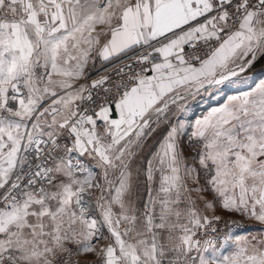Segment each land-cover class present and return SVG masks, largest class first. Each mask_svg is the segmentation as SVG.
<instances>
[{
    "label": "snow or ice",
    "instance_id": "1",
    "mask_svg": "<svg viewBox=\"0 0 264 264\" xmlns=\"http://www.w3.org/2000/svg\"><path fill=\"white\" fill-rule=\"evenodd\" d=\"M257 65L264 0H0V264H264Z\"/></svg>",
    "mask_w": 264,
    "mask_h": 264
},
{
    "label": "rangeland",
    "instance_id": "2",
    "mask_svg": "<svg viewBox=\"0 0 264 264\" xmlns=\"http://www.w3.org/2000/svg\"><path fill=\"white\" fill-rule=\"evenodd\" d=\"M264 79V68H261L259 65H257V68L253 70L252 73L248 74V82L251 83L254 80ZM246 87V86H243ZM210 106H215V101H204L202 102L198 107L195 108L193 116H200L203 114V112ZM227 220L228 217H225ZM221 229H224V225L221 224ZM259 225H256L252 222H244L243 227L241 229H234L235 231H255Z\"/></svg>",
    "mask_w": 264,
    "mask_h": 264
}]
</instances>
